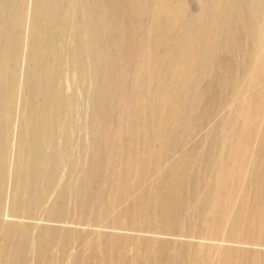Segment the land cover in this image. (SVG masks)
<instances>
[{
    "label": "bare ground",
    "instance_id": "1",
    "mask_svg": "<svg viewBox=\"0 0 264 264\" xmlns=\"http://www.w3.org/2000/svg\"><path fill=\"white\" fill-rule=\"evenodd\" d=\"M0 264H264V0H0Z\"/></svg>",
    "mask_w": 264,
    "mask_h": 264
}]
</instances>
